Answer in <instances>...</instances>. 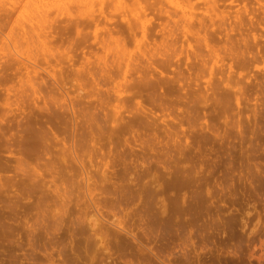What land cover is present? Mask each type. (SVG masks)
Masks as SVG:
<instances>
[{"label": "rangeland", "instance_id": "rangeland-1", "mask_svg": "<svg viewBox=\"0 0 264 264\" xmlns=\"http://www.w3.org/2000/svg\"><path fill=\"white\" fill-rule=\"evenodd\" d=\"M118 1L0 0V264H264V0Z\"/></svg>", "mask_w": 264, "mask_h": 264}, {"label": "bare ground", "instance_id": "bare-ground-1", "mask_svg": "<svg viewBox=\"0 0 264 264\" xmlns=\"http://www.w3.org/2000/svg\"><path fill=\"white\" fill-rule=\"evenodd\" d=\"M35 1H36V0H34V2H35ZM37 1H38V0H37ZM39 1L41 2V0H39ZM116 1H117V0H116ZM146 1H147V0H146ZM45 2H46V1H45ZM118 2H119V6H120V8L118 7L117 9H119L120 11L124 10V9L126 8V3H125V5H124L123 0H119ZM138 2H139V0H138ZM36 3H37V2H35L34 4H36ZM38 3H39V2H38ZM38 3H37V6H35V7L38 9V8H40L41 5H42L43 7H41V8H43V9H41V8H40V9H41V13H43V11L46 9V8L44 9V7H46V6H45L46 4L43 3V1H42L41 3H39V4H38ZM46 3L48 4V2H46ZM116 3H117V2H116ZM116 3H115V5H116ZM139 4L142 5L140 2H139ZM39 5H40V6H39ZM121 5H122V6H121ZM123 5H124V6H123ZM38 6H39V7H38ZM48 6H49V5H48ZM116 7H117V6H116ZM121 7H122V8H121ZM123 7H125V8H123ZM140 7H142V6H140ZM143 7H144V5H143ZM143 7H142V8H143ZM47 8H48V7H47ZM102 8H103V7H102ZM145 8H146V5H145ZM145 8H143L144 11H145ZM40 9H39V11L37 10L38 12L33 13L32 15H29V16H33V17L35 16L34 14H36V16H37V15L40 16L39 18H38V16L36 17L37 20H39L38 22L41 21L40 18L42 19L41 15H43V14H40ZM121 9H122V10H121ZM134 9H135V8H134ZM46 10H48V9H46ZM113 10H114V9H113ZM115 10H116V9H115ZM127 10H128V9H127ZM130 10H131V9H130ZM161 10H162V6H161ZM94 11H95V10H94ZM138 11H139V9H138ZM141 11H142V9H141ZM112 12H113V11H112ZM115 12H116V11H115ZM163 12H164V11H163ZM166 12H167V11H166ZM38 13H39V14H38ZM44 13H45V11H44ZM102 13H103V12H102ZM137 13H138V12H137ZM139 13H140V12H139ZM124 14H125V12H124ZM45 15H46L45 17H47V14H45ZM81 15H82V14H81ZM27 16H28V15H27ZM85 16H86V15H85ZM33 17H31V18H32L33 20H35V21H33L32 19H30V17H28V20H30L29 22H31V23H32V21H33V23H35V26H37V28H36V27L34 26V24L32 23V26H34V27L31 26V27L33 28L31 31H32V33L35 34V32L38 33L39 30L41 31V30H42V27H45V26H43V25H46V24H44L43 22L47 23V21H45V20H44V21H41L42 24H43V25H41V24H40L41 22L38 23L37 20L34 19ZM89 17H90V15H89ZM89 17H88V18H89ZM92 17H93V16H92ZM123 18H124V17H123ZM89 19H91V18H89ZM23 20L25 21V18H23ZM149 20H150V19H149ZM22 22H23V21H22ZM36 22H37L38 24H36ZM28 24H29V26L31 25L30 23H28ZM21 25H22V24H21ZM38 25H40V27H41V26H42V27L40 28ZM129 25H131V24H129ZM23 26H24V23H23V25H22V30H24V27H23ZM26 26H28V25H26ZM26 26H25V27H26ZM29 26H28V28H30ZM77 26H78V25H77ZM0 27H2V26H0ZM38 27H39V28H38ZM145 27H146V26H145ZM26 28H27V27H26ZM28 28H27L26 31L24 30L25 33L21 34V36H22V35L27 36V35L29 34V32H31ZM34 28H35L36 30H37V29H39V30L36 31ZM143 28H144V26H143ZM0 29H1V28H0ZM30 29H31V28H30ZM44 29H45V28H44ZM129 29H130V28H129ZM33 30H34L35 32H33ZM78 30H79V29H78ZM143 30H146V29H143ZM28 31H29V32H28ZM18 32H19V31H18ZM22 32H23V31H22ZM27 32H28V33H27ZM143 32H145V31H143ZM12 33H13V32H12ZM26 33H27V34H26ZM39 34H40V33H39ZM144 34H146V33H144ZM144 34H143V35H144ZM10 35H11V34H10ZM31 35L33 36V34L30 33V34L28 35L27 38H28V39L31 38V40H32ZM36 35H37V34H35V35L33 36V37H34L33 39H35V36H36ZM22 37H23V36H22ZM29 37H30V38H29ZM37 37H40V36L38 35ZM37 37H36V38H37ZM27 38H26V39H27ZM143 38H144V36H143ZM39 39H40V38H39ZM39 39H37V40L39 41ZM37 40H36V41H37ZM43 43H44V42H43ZM43 49H44V48H43ZM51 53H52V52H51ZM52 56H53V54H52ZM29 60H31V58H30ZM35 63H36V62H35ZM0 66H1V65H0ZM24 66H25V65H24ZM37 70H38V69H37ZM45 70H46V69H45ZM49 70H50V69H49ZM54 70H55V69H54ZM50 72H51V71H50ZM48 73H49V71H48ZM54 73H55V72H54ZM54 73H53V76L56 75V73H55V74H54ZM49 74H51V73H49ZM51 76H52V75H51ZM91 219H92V217H91ZM90 221H91V220H90ZM93 222H94V221H93ZM95 222H96V221H95ZM95 222H94V223L90 222L92 226H93V224H94L93 227H95V226L97 225V222H96V225H95ZM94 229H95V228H94ZM103 245H104V244H103Z\"/></svg>", "mask_w": 264, "mask_h": 264}]
</instances>
